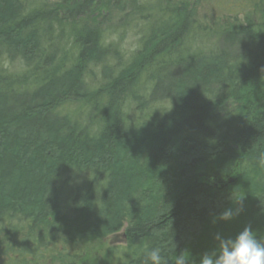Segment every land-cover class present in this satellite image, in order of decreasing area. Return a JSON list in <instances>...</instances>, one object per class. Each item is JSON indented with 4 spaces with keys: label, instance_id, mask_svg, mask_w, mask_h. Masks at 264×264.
Listing matches in <instances>:
<instances>
[{
    "label": "trees",
    "instance_id": "trees-1",
    "mask_svg": "<svg viewBox=\"0 0 264 264\" xmlns=\"http://www.w3.org/2000/svg\"><path fill=\"white\" fill-rule=\"evenodd\" d=\"M33 1L0 0V259L74 260L125 224V264L153 247L161 264L198 261L215 233L246 225L264 237V20L249 21L260 0L216 31L186 0H128L142 27L120 67L99 29ZM71 104L88 107L86 123ZM68 173L91 179L63 198ZM237 200L240 215L218 221Z\"/></svg>",
    "mask_w": 264,
    "mask_h": 264
},
{
    "label": "rangeland",
    "instance_id": "rangeland-1",
    "mask_svg": "<svg viewBox=\"0 0 264 264\" xmlns=\"http://www.w3.org/2000/svg\"><path fill=\"white\" fill-rule=\"evenodd\" d=\"M86 1L87 0H34L33 3H36V6H45L48 10L54 12L58 19L61 17L70 18L73 16L70 18H73V20L67 19V21L70 22H66V25H74L72 26L73 28H80V26L84 25L99 29L105 37V43L113 47L111 48L113 51L120 53L118 61H113L111 64L108 62V65H112L113 67L118 64L120 65L117 67L124 65L125 61L131 57L136 47V40L139 37L138 35L142 27L139 22L141 19H139L134 9L128 7V0H90L88 5L83 6ZM148 1L152 0H146L144 2ZM186 2L191 7L197 5V19L200 20L202 26L212 31H216L219 27L225 26L227 23L232 24L235 16L237 17L238 24L243 23L244 15L249 12L253 3L252 1L249 3L248 0H227V4H223L224 7H222V0H186ZM251 10V14L249 15L250 23H258L264 20V0L256 2L255 7H252ZM76 11L77 13H75ZM69 28L70 27L67 28L63 26L62 30H64L65 34H68ZM135 28L140 29L136 30ZM55 33L56 30H53V34ZM199 44L200 43L197 41L196 46L201 45ZM120 49L121 51H118ZM1 62L3 61H0V67L9 70L7 64L4 63V65H2ZM16 65V61H14L11 69H13L12 71L14 72H19L20 68L16 67ZM104 66H107V64H104ZM100 70L101 67L92 68L90 73L91 80L87 79L90 86L94 88L101 82ZM67 109L70 113L75 115L79 123H86V117L91 115L86 105L71 104ZM129 111H125V113L131 120V116H133L132 106H129ZM90 179L91 176L84 173L65 174L62 180L61 197L65 198V196L78 185L90 183ZM60 229L61 226L58 224L52 227L53 232ZM125 229L126 224L123 225L118 233L91 242L74 260L68 261L64 258L54 256L46 264H125L128 259L127 252L125 251L127 247ZM45 230L46 227L45 229H40L39 232L45 233ZM39 232H35L33 235H37ZM47 234H49V231ZM5 243H7V241ZM0 264H6V262L0 259Z\"/></svg>",
    "mask_w": 264,
    "mask_h": 264
},
{
    "label": "clouds",
    "instance_id": "clouds-1",
    "mask_svg": "<svg viewBox=\"0 0 264 264\" xmlns=\"http://www.w3.org/2000/svg\"><path fill=\"white\" fill-rule=\"evenodd\" d=\"M243 210L242 203H239L238 207L225 209L216 219L228 222ZM213 239L216 241L214 250L200 255L198 261L181 253L175 256L174 264H264V237L258 239L251 225H246L234 238H225L217 232ZM163 259L161 249L153 247L147 250L145 264H161Z\"/></svg>",
    "mask_w": 264,
    "mask_h": 264
}]
</instances>
